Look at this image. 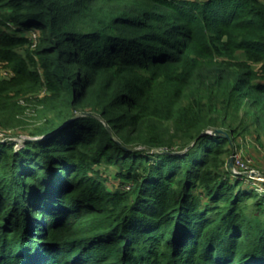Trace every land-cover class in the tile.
Wrapping results in <instances>:
<instances>
[{
    "label": "trees",
    "instance_id": "16d2710c",
    "mask_svg": "<svg viewBox=\"0 0 264 264\" xmlns=\"http://www.w3.org/2000/svg\"><path fill=\"white\" fill-rule=\"evenodd\" d=\"M0 65L38 138L0 142V264H264L227 169L264 148V0H0Z\"/></svg>",
    "mask_w": 264,
    "mask_h": 264
},
{
    "label": "rangeland",
    "instance_id": "374dc122",
    "mask_svg": "<svg viewBox=\"0 0 264 264\" xmlns=\"http://www.w3.org/2000/svg\"><path fill=\"white\" fill-rule=\"evenodd\" d=\"M26 35H29V32L25 33ZM33 38L36 37V33L33 32ZM8 71L4 68H1L0 65V77L7 76ZM30 109L26 110V119L28 120L29 124H26L25 127H8V128H0L3 129L5 132V137L7 141H12L15 143V146L18 148L22 146V143L24 139H28L30 136L27 133L29 128L31 127V113ZM27 129V130H26ZM257 134L254 130H252V133L246 134L243 137L238 138V146L235 147L236 150H239L241 152V155L243 157L244 163L248 165L250 169H252L257 174L264 175V148L260 145V143L256 139ZM231 157V156H230ZM99 174L106 178V184L113 188L118 184V180L114 177L113 168L106 169L104 166H100L98 168ZM239 179V178H238ZM242 182V186L253 189L256 193H261L262 190L259 189V187H255L256 183L254 179H239ZM252 190V191H253ZM253 191V193H254ZM264 194V193H263ZM46 236V235H45Z\"/></svg>",
    "mask_w": 264,
    "mask_h": 264
},
{
    "label": "built area",
    "instance_id": "2783aa9c",
    "mask_svg": "<svg viewBox=\"0 0 264 264\" xmlns=\"http://www.w3.org/2000/svg\"><path fill=\"white\" fill-rule=\"evenodd\" d=\"M7 141L6 137H5V132L3 129H0V142H4ZM233 157V165L232 167H227V169L230 170V173L232 176H235L237 178H241V179H254L256 183L255 187H259L260 190H262L261 193L259 194H263L264 193V175L261 174H257L256 172H254L252 169H250L248 167V165H246V163H244L243 157L241 155V152L239 150L234 149L232 155Z\"/></svg>",
    "mask_w": 264,
    "mask_h": 264
},
{
    "label": "water",
    "instance_id": "95a60500",
    "mask_svg": "<svg viewBox=\"0 0 264 264\" xmlns=\"http://www.w3.org/2000/svg\"><path fill=\"white\" fill-rule=\"evenodd\" d=\"M207 133H210V134H213V135H216V136H225L227 137L228 134L225 130L221 129V128H216V129H213V130H208ZM29 139H32V140H37L38 138L37 137H29L28 139H24V141L26 140H29ZM233 165V157L231 156L229 159H228V166L229 167H232Z\"/></svg>",
    "mask_w": 264,
    "mask_h": 264
},
{
    "label": "bare ground",
    "instance_id": "6f19581e",
    "mask_svg": "<svg viewBox=\"0 0 264 264\" xmlns=\"http://www.w3.org/2000/svg\"><path fill=\"white\" fill-rule=\"evenodd\" d=\"M34 34L32 33V36H33Z\"/></svg>",
    "mask_w": 264,
    "mask_h": 264
}]
</instances>
